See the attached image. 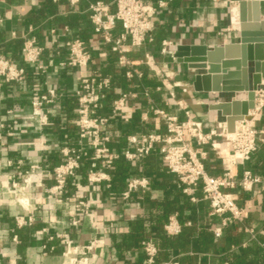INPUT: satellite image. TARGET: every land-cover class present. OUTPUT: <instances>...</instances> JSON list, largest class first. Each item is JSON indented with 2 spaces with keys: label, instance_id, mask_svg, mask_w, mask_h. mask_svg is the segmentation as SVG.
I'll use <instances>...</instances> for the list:
<instances>
[{
  "label": "crops",
  "instance_id": "obj_1",
  "mask_svg": "<svg viewBox=\"0 0 264 264\" xmlns=\"http://www.w3.org/2000/svg\"><path fill=\"white\" fill-rule=\"evenodd\" d=\"M88 1L81 0L73 5L70 0H53L55 6L50 10L44 0H0L3 19L0 22V57L18 62L11 52L7 54L3 50L5 46L19 41L21 55L25 38H35L45 48L41 62L47 69L41 73L28 66L26 79L20 84L0 80V120L7 126L0 132V264H64V247L57 237L61 233H68L80 245L88 243L95 236L99 237L95 264L144 263L142 249L134 245L135 238L141 236L144 237L142 241L154 240L161 253L169 252V260L176 259L181 264H239L237 256L245 249H250L246 255L249 264H261L256 251L258 248L264 251V243L260 239L264 235V176H260L261 183L251 193L236 191L240 203L250 202L253 205L249 217L240 224L224 225L223 217L211 214L210 203L203 199L200 191L196 193L197 201L186 196L179 188L176 177L167 172L159 155H151L134 163L124 159L126 166L121 161L123 158L119 159L115 168L109 171L110 187L106 182L89 185L86 179L88 170L91 167L100 169V166L84 162L77 175L69 180L66 201L56 203L54 199L47 198L44 189L52 184V177L46 171L63 161L60 148L65 145L77 147L81 143L76 125L74 91L79 86L80 77L86 72L59 65L67 57V44L73 37H82L90 44L94 61L88 70L99 69L113 75L115 84L122 89L134 87L141 90L144 85L151 88L150 100L141 97L132 101L135 113L130 123L116 121L110 126L113 136L111 149L114 152L120 153L128 146L126 135L129 133L164 131V120L152 114L154 108L184 118L183 110L175 105H166L163 94L152 88L156 80L148 68L141 67L145 74L141 80L127 79L123 72L118 71L116 55L93 31L87 11ZM235 3L238 4L235 0H176L170 3L158 13L159 22L169 24L163 25L166 32L161 41L165 38L172 40L175 50L178 45L204 44L212 48L239 42V30L234 27V10L231 14V7ZM237 10V27L240 29ZM72 15L75 18L73 25L63 23ZM232 18L235 25H231ZM261 20L264 21V1ZM65 27L69 28L68 32L64 31ZM53 29L56 34L51 35ZM161 41L149 48L134 49L129 56L141 59L146 51H152L162 58L159 52ZM162 60L165 71L175 74L176 80L193 83L196 71L186 64L172 61L170 56ZM178 69L180 72L176 73ZM51 87L57 88L59 97L49 105V124L41 126L37 120L26 117L32 112L33 96ZM177 96L185 100L192 117L210 129L224 119L220 112L210 109V105L229 101L233 95L199 93L194 89L184 94L177 89ZM245 103L246 100H243L242 105ZM9 109H14V112L8 114ZM146 113L150 117L143 123L141 117ZM254 124L264 129V116L255 119ZM7 129H11L12 134L8 135ZM9 159H22L23 165L8 166ZM206 161L212 166L220 165L219 175L222 173L220 159L214 152L210 151ZM32 165L42 167L40 173L33 176L35 183L43 184L42 187L33 184L28 191L36 222L14 232V216L25 211L8 193V188L12 177L22 183L24 171ZM245 170H249L246 165L239 167L238 176L241 177ZM133 176L149 177L150 187L124 200L121 192L126 187V180ZM79 198L90 203L94 220L98 225L109 228L107 234L96 235L87 222L80 227L70 225L74 209L72 200ZM167 206L170 212L162 223V230L169 239L184 236V244L178 242L175 246L165 247L164 241L146 230L150 229L151 220L159 219L161 208ZM173 215L182 225L181 233L175 236L165 231V225ZM139 223L143 229L137 230L135 228ZM217 228L221 229L220 236L214 233ZM15 234L19 239L17 243L13 241ZM206 234L212 237L208 248L194 247L193 240Z\"/></svg>",
  "mask_w": 264,
  "mask_h": 264
},
{
  "label": "built area",
  "instance_id": "obj_2",
  "mask_svg": "<svg viewBox=\"0 0 264 264\" xmlns=\"http://www.w3.org/2000/svg\"><path fill=\"white\" fill-rule=\"evenodd\" d=\"M58 1V0H54ZM81 0H70L76 5ZM172 0H102L88 1L87 11L96 36L101 38L109 50L116 55L118 71L123 72L127 79H143L145 77L141 67L148 68L155 77L156 84L152 87L163 94L166 105H175L183 110L184 118L171 114L164 109L154 108L152 114L164 120L165 128L162 132L142 131L126 135L128 146L122 152L111 149L113 136L110 126L116 121L130 123L134 118L132 101L141 97L150 100V87L144 85L141 90L136 88L122 89L115 84L113 75L104 73L99 69L88 70L94 61L88 40L82 37H73L67 44V57L59 65L76 70H85L80 77L79 86L74 91L76 98V125L79 146L65 145L60 148L63 161L47 170L52 177V184L45 187L44 192L48 199L56 203H63L69 180L77 175L84 162L98 164L100 169L91 167L86 179L89 185H98L106 182L111 186L109 171L114 169L115 162L124 158L128 162H137L151 155H159L167 172L176 177L181 191L192 201H197L196 193L200 191L203 199L210 203L211 214L223 217V224L243 223L250 215L253 205L249 202L240 203L238 193L243 191L251 193L254 187L261 183L259 175L251 170L243 171L238 176L239 167L246 165L260 144H264V129H259L254 120L264 116V80L254 90L255 106L249 110L250 120L236 123L235 131L228 132L225 118L215 127L206 129L202 121L192 117L191 111L186 107V102L179 99L177 89L188 94L192 83H183L175 79L164 69V60L170 56L175 57V44L170 39H163L159 49L160 57L152 51H146L141 59H133L129 54L137 48H149L155 43V23L160 10L169 6ZM238 9V4L231 7ZM232 16V15H231ZM0 15V22H2ZM231 25H235L232 18ZM239 30V27L234 26ZM69 31L68 27L64 28ZM51 35L56 30H51ZM174 48V49H173ZM45 48L35 38H25L22 47V62L0 57V80L7 83L20 84L25 81L28 66L41 73L47 71L41 62ZM180 70H176L179 73ZM59 97L57 88H48L45 92H38L31 101L32 112L27 119L37 120L41 126L49 124V105ZM14 109H9L12 114ZM149 114H143L141 122L149 120ZM7 126L0 120V132ZM7 134H12L7 129ZM210 151L222 159V173L211 176L205 168ZM8 166L23 165V160H7ZM42 167L32 165L22 175V183L12 177L8 193L14 197L15 202L25 211L14 216V229L20 230L32 226L36 222L35 209L31 206L28 193L35 183L33 176L39 174ZM151 180L147 176H133L126 180V187L121 192L124 200H129L138 191H147ZM74 203L73 215L70 225L80 227L88 223L97 234H107L108 227L100 226L94 220L90 203L82 198L72 200ZM190 225V223H187ZM168 235L175 236L181 233L182 225L176 215L169 218L165 225ZM216 236L221 235V229L214 230ZM64 250V264H95L99 237L95 236L88 243H76L68 233L58 234ZM52 239V238H51ZM13 241L18 242V236H13ZM142 250L145 254V264H155L160 252L158 244L147 239L142 241ZM160 264H181L176 259H170Z\"/></svg>",
  "mask_w": 264,
  "mask_h": 264
},
{
  "label": "water",
  "instance_id": "obj_3",
  "mask_svg": "<svg viewBox=\"0 0 264 264\" xmlns=\"http://www.w3.org/2000/svg\"><path fill=\"white\" fill-rule=\"evenodd\" d=\"M235 1L240 18L239 42L212 48L204 44L178 45L174 54L179 63L197 72L192 83L194 91L233 95L229 101L210 105L225 118L230 133L237 122L251 119L248 113L255 106L254 90L264 80V0Z\"/></svg>",
  "mask_w": 264,
  "mask_h": 264
},
{
  "label": "trees",
  "instance_id": "obj_4",
  "mask_svg": "<svg viewBox=\"0 0 264 264\" xmlns=\"http://www.w3.org/2000/svg\"><path fill=\"white\" fill-rule=\"evenodd\" d=\"M46 2V4L48 5V8H50V10L52 8H54L55 3L53 2V0H44ZM105 2H109L111 0H104ZM155 1V0H154ZM176 0H172V3H175ZM75 21L74 16H70L69 19L65 20L63 23L67 24V25H73ZM163 25H169L167 23H160L159 20L156 21L155 26L156 29L154 31L155 34V45H157L158 43H160L162 37L164 36L166 29ZM21 43L19 41L15 42L14 44L12 43H8L5 48L3 49L7 54L8 53H12V57H14V59H16L18 62L16 63H21L22 62V54L20 55L19 53V48ZM124 158L121 160L123 162V164L126 166V162ZM118 160L115 162V166L117 164ZM246 166L249 170H251L254 174H257L259 176H264V144H260L258 149L253 153V155L251 156V159L246 163ZM115 168V167H114ZM205 168L208 172L209 175L211 176H218L219 172L221 171L220 169V165L217 166H212V164L208 161H205ZM160 208V207H159ZM170 212V208L167 206L166 208L163 207L161 208V212H158V217L159 219L156 220H151L152 222L150 223V229H146V230H150L149 233H153L155 235V237H159L162 241H164L163 246H175L176 243L180 242V244H184L185 242V237H181V238H176V239H169L167 237V235L163 232L162 230V223L166 220L167 218V214ZM143 224V223H141ZM135 229H143V226L139 225L137 226V228ZM134 229V230H135ZM144 237H136L134 240V245L137 248L142 249V240ZM211 235L210 234H206L203 237L193 240V245L194 247H196L197 249H207L208 248V244L211 243L212 239H211ZM261 241L264 243V235L260 236ZM166 250V249H165ZM143 251V250H142ZM250 251V249H245L242 250L238 256H237V261L239 264H249L246 261V255L248 254V252ZM256 255L258 257V260L261 264H264V251L261 248H258L256 251ZM143 256H144V263L145 264V254L143 252ZM169 260V252H163V253H159L156 257V262L155 264H160L164 261H168Z\"/></svg>",
  "mask_w": 264,
  "mask_h": 264
},
{
  "label": "bare ground",
  "instance_id": "obj_5",
  "mask_svg": "<svg viewBox=\"0 0 264 264\" xmlns=\"http://www.w3.org/2000/svg\"><path fill=\"white\" fill-rule=\"evenodd\" d=\"M233 18H234V22L236 23V26H238V10H234L233 11ZM240 26V25H239Z\"/></svg>",
  "mask_w": 264,
  "mask_h": 264
},
{
  "label": "rangeland",
  "instance_id": "obj_6",
  "mask_svg": "<svg viewBox=\"0 0 264 264\" xmlns=\"http://www.w3.org/2000/svg\"><path fill=\"white\" fill-rule=\"evenodd\" d=\"M220 159V163H221V167H222V159L221 158H219Z\"/></svg>",
  "mask_w": 264,
  "mask_h": 264
}]
</instances>
